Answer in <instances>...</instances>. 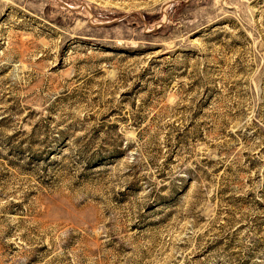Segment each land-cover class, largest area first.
I'll return each instance as SVG.
<instances>
[{"label": "rangeland", "instance_id": "1", "mask_svg": "<svg viewBox=\"0 0 264 264\" xmlns=\"http://www.w3.org/2000/svg\"><path fill=\"white\" fill-rule=\"evenodd\" d=\"M0 264H264V0H0Z\"/></svg>", "mask_w": 264, "mask_h": 264}]
</instances>
